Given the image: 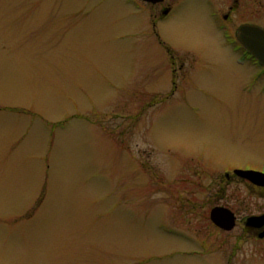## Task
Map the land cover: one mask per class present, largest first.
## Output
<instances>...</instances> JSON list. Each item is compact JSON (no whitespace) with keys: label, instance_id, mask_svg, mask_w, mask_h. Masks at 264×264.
<instances>
[{"label":"rangeland","instance_id":"1","mask_svg":"<svg viewBox=\"0 0 264 264\" xmlns=\"http://www.w3.org/2000/svg\"><path fill=\"white\" fill-rule=\"evenodd\" d=\"M211 6L0 0V264H248L210 212L264 165V81Z\"/></svg>","mask_w":264,"mask_h":264},{"label":"flooded vegetation","instance_id":"2","mask_svg":"<svg viewBox=\"0 0 264 264\" xmlns=\"http://www.w3.org/2000/svg\"><path fill=\"white\" fill-rule=\"evenodd\" d=\"M182 0H164L158 4H152L156 11L158 10L160 14H152L154 20H158L160 18H167L173 11L174 6L177 2H181ZM212 3L211 6V14L216 20V26L220 28L225 36V40L227 43L234 44L239 50H246L244 45L240 43L237 38V30L238 28L246 23L256 24L264 27L256 19L264 18V0H210ZM220 6V7H219ZM224 9L227 11L224 13ZM241 13L248 18V21L241 22L239 24L234 20V15L236 13ZM158 15V16H157ZM246 52V51H245ZM170 59L172 60L174 57L170 53ZM170 60V61H171ZM173 61V60H172ZM238 62L242 65L247 66L251 70L252 77L257 81H264V66H262L256 58L253 57H245L244 53L239 56ZM174 61L172 62V64ZM186 63L183 61L179 66V69L182 70V74L184 78L188 76L189 69L194 68L195 64L190 63L189 69L184 68ZM175 84V88H177L175 80L173 81ZM237 169L243 170H255L264 173V165L262 166H247L242 168H234L230 171H225L222 181L220 184L223 204L216 206H224L230 209L236 216V224L233 229L226 230L215 225L212 220L213 225L226 233V235H231V232L234 231L238 226L242 227L243 233L237 235V239L239 243L236 244V248L242 245L245 246L247 244V253L246 262L250 264H264V225L263 226H249L247 225V220L251 216H264V203H260L259 200H264V185H258L247 178H244L236 173ZM247 191L248 198H255L256 204L259 211L256 213L244 215L238 210H235L232 207V203L235 200L239 205L245 204V199L240 197L239 193L243 190ZM235 193H237L235 195ZM215 206V207H216ZM214 208V207H213ZM212 208V209H213ZM211 209V210H212ZM211 219V218H210ZM246 243V244H245ZM231 257L228 258V264H231Z\"/></svg>","mask_w":264,"mask_h":264},{"label":"water","instance_id":"3","mask_svg":"<svg viewBox=\"0 0 264 264\" xmlns=\"http://www.w3.org/2000/svg\"><path fill=\"white\" fill-rule=\"evenodd\" d=\"M148 3L157 4L164 0H142ZM238 40L245 46L247 52L259 60L264 65V28L246 23L237 30ZM236 173L250 181L264 185V173L255 170L237 169ZM210 218L212 222L220 228L231 230L236 224L235 214L224 206H216L211 210ZM249 226H263L264 216H251L247 220Z\"/></svg>","mask_w":264,"mask_h":264}]
</instances>
